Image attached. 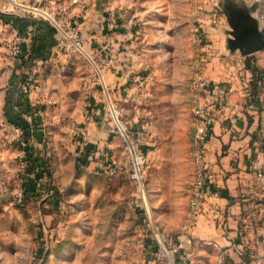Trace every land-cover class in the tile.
I'll return each mask as SVG.
<instances>
[{
	"label": "rangeland",
	"instance_id": "1",
	"mask_svg": "<svg viewBox=\"0 0 264 264\" xmlns=\"http://www.w3.org/2000/svg\"><path fill=\"white\" fill-rule=\"evenodd\" d=\"M9 1L0 12L27 14L6 10ZM117 1L116 30L103 24L117 43L124 37L123 62H110L121 47L103 48L91 33L64 72L50 56L52 74H35L34 93L20 87L29 64L15 78L11 17L0 18V264H162L124 133L142 161L151 218L188 250L180 242L197 168L194 82L249 84L256 57L227 49L224 0Z\"/></svg>",
	"mask_w": 264,
	"mask_h": 264
},
{
	"label": "crops",
	"instance_id": "2",
	"mask_svg": "<svg viewBox=\"0 0 264 264\" xmlns=\"http://www.w3.org/2000/svg\"><path fill=\"white\" fill-rule=\"evenodd\" d=\"M232 1L256 9L258 18L264 6V0ZM117 5V0H80L72 6L82 37L92 33L89 37L104 42L103 48L121 47L120 53H111L112 65L123 62L124 37L117 43V37L108 33L103 23L116 30ZM10 19L16 27L26 24L20 17ZM56 39L52 28L40 21L28 69L35 74H52L48 63L55 53ZM250 55L256 57V67L264 70V50ZM19 70L15 71L16 79ZM248 76L249 84L234 76L229 83L215 84L202 99L214 117L203 157L211 174L212 194L203 201L195 222L184 226L180 243L188 249V264H264V182L250 170L252 160L264 169V74ZM218 99L223 105H218ZM23 100L33 105L29 95Z\"/></svg>",
	"mask_w": 264,
	"mask_h": 264
},
{
	"label": "built area",
	"instance_id": "3",
	"mask_svg": "<svg viewBox=\"0 0 264 264\" xmlns=\"http://www.w3.org/2000/svg\"><path fill=\"white\" fill-rule=\"evenodd\" d=\"M78 2L79 0H69L68 3L63 0H55L53 3H50V1L47 0H40L38 2H33L32 5L26 6L21 4V1L19 3L16 0H10L4 4L6 10H8L10 6L11 10H24L27 13L26 15L14 14L13 16L7 12H0V18L3 15H8L12 18L20 17L21 19L26 20V24L23 27H16L11 24L12 36L10 48L13 61L17 63L16 66H21L20 68L23 69V64H29L34 53L37 27L38 23L42 21V19L37 18L35 14H38L39 17L47 20L56 34L55 53L52 56L51 62L55 64L60 72H64L68 60L73 55L76 53H85L80 31V20L77 15L72 13V6ZM259 18L264 22V6H262L259 12ZM28 70L30 73L23 74L20 87L24 93H34L37 92L39 88V81L35 77V72L27 67V71ZM194 83L199 94L197 102L192 108L195 118V143L197 146L195 156L197 168L194 175L192 193L188 203V224L195 222L200 213L203 201L212 194L210 188L212 182L211 174L205 166L203 157L205 153V144L209 137L214 117L202 99L204 94H207L214 89L215 84L202 80H196ZM216 101L218 105H223L222 99ZM114 116L117 119V115L115 114ZM116 121L118 122V120ZM123 136L129 152L131 178L136 189L135 196L139 201V205L144 208V225L146 226L148 237L150 236L153 241L154 255L160 259L162 264H183L189 258V254L182 253L177 241L165 232H162L151 218L150 211L147 208L146 189L143 173L141 171L142 161L136 153L134 145L128 135L124 133ZM250 170L254 173L257 180L264 182V169L259 166L256 160L250 162Z\"/></svg>",
	"mask_w": 264,
	"mask_h": 264
},
{
	"label": "water",
	"instance_id": "4",
	"mask_svg": "<svg viewBox=\"0 0 264 264\" xmlns=\"http://www.w3.org/2000/svg\"><path fill=\"white\" fill-rule=\"evenodd\" d=\"M221 11L230 29L226 47L230 52L239 51L247 56L264 50V24L260 22L257 10L224 0Z\"/></svg>",
	"mask_w": 264,
	"mask_h": 264
},
{
	"label": "trees",
	"instance_id": "5",
	"mask_svg": "<svg viewBox=\"0 0 264 264\" xmlns=\"http://www.w3.org/2000/svg\"><path fill=\"white\" fill-rule=\"evenodd\" d=\"M2 17H3V18H9L8 15H3ZM255 70H256V69H255ZM263 71H264V70H258V71L255 72V73L259 76L260 73H264ZM253 75H254V74H253ZM20 112H21V111H20ZM21 113H22V112H21ZM16 118H19V117H16ZM21 122H22V120H20V118H19L18 122H14V125H16V126H20V124H22ZM25 126H26L25 129H27V127H28L27 122H26V125H25ZM38 163H40V165H41V166H40V170L42 171V170H43L42 167L44 166V165H43L44 162H40V161H39Z\"/></svg>",
	"mask_w": 264,
	"mask_h": 264
}]
</instances>
